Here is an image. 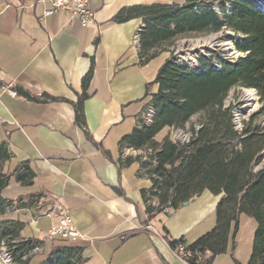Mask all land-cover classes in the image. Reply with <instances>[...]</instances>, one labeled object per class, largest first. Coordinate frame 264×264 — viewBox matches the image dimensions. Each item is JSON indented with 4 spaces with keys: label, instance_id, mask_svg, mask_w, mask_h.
Masks as SVG:
<instances>
[{
    "label": "crops",
    "instance_id": "crops-1",
    "mask_svg": "<svg viewBox=\"0 0 264 264\" xmlns=\"http://www.w3.org/2000/svg\"><path fill=\"white\" fill-rule=\"evenodd\" d=\"M184 1L88 0L94 21L82 27L64 11L42 18L48 9L45 0H0V144L5 143L11 154L2 172L28 162L35 174L30 187L11 178L0 198L15 201L42 195L34 206L13 207L8 213L24 225L23 239L41 242L29 264H42L60 246L81 248V264H185L167 246L162 228L170 239L182 238L186 245L213 228L220 197L207 191L168 216L147 222L140 192L150 188V181L137 176L136 163L117 167L120 157H135L131 150L120 154L117 145L136 127L145 85L168 54L156 58L154 69L152 61L138 66V37L134 46L132 39L143 27L141 20H110L122 7ZM91 60L82 129L74 124L70 103L81 93L80 81ZM14 86L35 97L66 102L35 104L15 96L9 90ZM158 137L160 141L163 136ZM56 206L68 211L84 239H48L49 228L58 220ZM255 227L252 219L240 216L235 248L229 242L214 264H233L232 258L247 264Z\"/></svg>",
    "mask_w": 264,
    "mask_h": 264
},
{
    "label": "trees",
    "instance_id": "trees-1",
    "mask_svg": "<svg viewBox=\"0 0 264 264\" xmlns=\"http://www.w3.org/2000/svg\"><path fill=\"white\" fill-rule=\"evenodd\" d=\"M249 1L258 0H185L182 5H133L119 9L111 18L114 24L140 19L137 32V65L143 67L179 39L230 31L236 36L234 49L240 53L234 62L198 56L196 68L168 57L157 70L152 82L145 85L144 97L150 98L154 115L149 126L136 127L118 142V152L145 151L152 155L118 160L117 167L138 165L137 176L146 177L151 186L140 192L146 221L158 215L168 216L204 191L220 197L215 207V223L211 230L186 245L182 238L172 240L162 228V237L169 249L186 264H214L226 253L229 242L235 248L239 217L246 216L255 224L251 254L247 264H264V129L258 120L264 115V8ZM260 2V1H259ZM219 5V12L215 10ZM227 7L229 10H227ZM213 61L216 62L214 66ZM93 76V61L80 81L81 93L70 103L74 124L85 126L83 103ZM0 87L2 85L0 84ZM156 91L152 93V88ZM253 90L261 107L242 121L241 130L234 128L231 107H224L233 89ZM15 96L35 104L64 101L46 95L32 96L25 89L9 87ZM193 118L187 144L172 143L162 132L183 130ZM11 159L5 143L0 144V194L11 178L21 187L33 185L35 174L28 162L18 164L10 173H3ZM260 168L254 171V166ZM41 194L19 197L15 201L0 198V215L13 207H31ZM0 225V251L5 249L13 264H29L31 254L41 242L20 238L24 225L6 221ZM182 247L180 253L178 248ZM81 248L55 247L42 264H81ZM189 254L185 257V254ZM233 264H239L232 258Z\"/></svg>",
    "mask_w": 264,
    "mask_h": 264
},
{
    "label": "rangeland",
    "instance_id": "rangeland-1",
    "mask_svg": "<svg viewBox=\"0 0 264 264\" xmlns=\"http://www.w3.org/2000/svg\"><path fill=\"white\" fill-rule=\"evenodd\" d=\"M249 2L259 9L264 8V0H258L257 2H253V1H249ZM215 10L219 12V5H215ZM227 10H229L228 7ZM235 40H236V36L230 31H222L215 34H209L204 36H193V37L177 40L173 46H170L168 48L166 53L168 54V57H171L172 60L174 61L180 60L178 62L184 64L186 63L191 64L192 60L196 61L197 63L198 56L201 55L207 57L209 53L214 56V59L221 58L227 61L231 60L230 62H234L238 57L241 56V54L236 52L234 49ZM156 58L151 60L152 61L150 66L151 69H154L158 62V59ZM213 63L216 64L215 61H213ZM245 90L247 89L238 88L231 90L224 101V107H231L234 128L236 127L235 129H241L242 121L247 120L250 115L257 112L261 107L258 96L253 90H252L254 92L253 99L250 101H246L244 99ZM196 122H197V118H193L189 123V125L185 126L183 130L180 131L170 130L169 132H165V134L171 137H178V134L188 135L190 134L191 124H194L193 126L197 127ZM258 124L264 129V115L260 117V119L258 120ZM161 136H163V132L159 134L158 138H160ZM262 163H264V152L262 153ZM259 168H260V164L255 165L254 171L258 170ZM38 211L43 212L41 209H38L37 212ZM10 212L11 210H7L5 211L4 214L0 215V225H2V227L10 226V224L8 223L5 224L6 221H10V222L13 221L8 217V213ZM214 223H215V211H214ZM20 238H22L21 233H20ZM6 255H8V253L6 252L5 249L2 248L0 251V264H13L10 256H6ZM35 255L36 254H31V257Z\"/></svg>",
    "mask_w": 264,
    "mask_h": 264
},
{
    "label": "built area",
    "instance_id": "built-area-1",
    "mask_svg": "<svg viewBox=\"0 0 264 264\" xmlns=\"http://www.w3.org/2000/svg\"><path fill=\"white\" fill-rule=\"evenodd\" d=\"M48 3V9H46L42 18L48 17L60 11L68 12L72 19H77L82 27H86L93 23L94 12L88 6V0H45ZM132 45L134 46V37L132 39ZM176 54V53H173ZM149 97L143 100L141 110L138 115V126H149L150 125V108H149ZM200 127H195L194 131H197ZM240 131L241 129H236ZM191 134L180 135L178 137L168 136L172 143L179 142V144H187ZM154 151L146 149V151H132L134 156H139L145 160L148 156L152 155ZM58 220L57 223L51 226L47 232V237L50 240H61L74 242L77 240L84 239V236L80 234L74 227L72 219L68 211L62 206H56L55 208ZM39 248H35L33 253L38 252ZM178 251L182 253L183 248L179 247ZM188 257L189 254H185ZM186 264V263H185Z\"/></svg>",
    "mask_w": 264,
    "mask_h": 264
},
{
    "label": "bare ground",
    "instance_id": "bare-ground-1",
    "mask_svg": "<svg viewBox=\"0 0 264 264\" xmlns=\"http://www.w3.org/2000/svg\"><path fill=\"white\" fill-rule=\"evenodd\" d=\"M134 43H137V36L134 38ZM171 53V52H170ZM201 53V52H200ZM204 53V52H203ZM238 54V53H237ZM173 55V54H172ZM171 55V56H172ZM197 56V55H196ZM239 56H240V54H239ZM193 59V58H192ZM232 59V58H231ZM225 60V59H224ZM178 61H180V60H178ZM177 61V62H178ZM231 61V60H230ZM193 62V63H192ZM186 63V62H185ZM214 64V66H216L217 67V65L215 64V63H213ZM186 65L189 67V68H196V66H197V63H196V61H194V60H192L191 61V64L190 63H186ZM245 96H244V99L246 100V101H250V100H252L253 99V91L252 90H245ZM149 108H150V123L152 122V118H153V115H154V111H153V109H152V107H151V105L149 104ZM234 125V124H233ZM236 128V127H235ZM180 131V130H179ZM180 133V132H179ZM182 134V133H181ZM146 151V150H145ZM3 254H5V253H3ZM6 256H8V255H6Z\"/></svg>",
    "mask_w": 264,
    "mask_h": 264
},
{
    "label": "water",
    "instance_id": "water-1",
    "mask_svg": "<svg viewBox=\"0 0 264 264\" xmlns=\"http://www.w3.org/2000/svg\"><path fill=\"white\" fill-rule=\"evenodd\" d=\"M187 203H183V206H186Z\"/></svg>",
    "mask_w": 264,
    "mask_h": 264
}]
</instances>
